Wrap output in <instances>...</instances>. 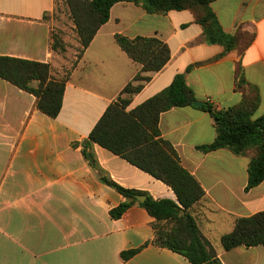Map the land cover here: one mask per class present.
<instances>
[{"label":"crops","instance_id":"crops-1","mask_svg":"<svg viewBox=\"0 0 264 264\" xmlns=\"http://www.w3.org/2000/svg\"><path fill=\"white\" fill-rule=\"evenodd\" d=\"M55 0H0V56L51 64L54 75L62 55L53 51ZM228 33L240 28L255 33L244 53L223 57V47L209 45L190 10L149 14L133 3L111 9L90 46L70 68L63 108L54 119L37 109L36 97L0 78V264H191L183 255L152 243L154 218L133 206L120 219L110 211L125 198L100 179L105 173L125 189L155 200H174L162 181L108 149L93 144L98 167L75 147L91 131L122 90L140 72L116 42L158 38L171 59L134 98L128 110L168 88L176 75L187 74L196 101L211 98L214 109L239 105L236 67L258 87L261 103L253 119L264 115V0H217L211 4ZM61 72V71H59ZM161 138L176 150L182 166L194 175L206 196L193 206L204 236L222 264H264V246L226 251L223 235L236 220L264 211V182L246 191L250 159L227 149L202 152L216 137L212 115L202 107L173 108L161 114ZM139 250L123 260L121 254Z\"/></svg>","mask_w":264,"mask_h":264},{"label":"trees","instance_id":"trees-1","mask_svg":"<svg viewBox=\"0 0 264 264\" xmlns=\"http://www.w3.org/2000/svg\"><path fill=\"white\" fill-rule=\"evenodd\" d=\"M63 1L70 9L81 45L80 56L90 46L98 31L111 17V9L118 3L128 2L142 7L149 14H167L170 11L190 10L204 29L209 45L223 47V57L233 51L244 53L255 40V33L240 28L228 33L222 27L211 4L217 0H55ZM52 49L66 52L60 36L53 33ZM127 55L142 67L127 84L119 97L109 105L104 115L91 131L82 146L83 155L95 168L98 162L90 151L93 144L113 152L134 166L168 185L176 194L174 200H155L145 192L125 189L105 173L100 179L117 190L124 198L118 207L110 211L113 219H120L133 206L146 209L154 218L155 238L152 243L185 256L191 264H222L212 243L204 236L197 219L190 210L205 198L206 193L197 178L185 169L175 148L161 138L159 122L161 114L173 108L194 106L193 89L187 83V74L175 76L172 84L132 110H128L134 98L159 73L171 59L169 46L158 38L123 35L115 37ZM0 78L36 97L37 109L56 119L62 111L63 100L70 72L64 77L54 75L51 64L26 59L0 56ZM236 88L243 95L239 105L217 110L205 103L215 123L216 137L210 145L200 147L208 153L227 149L237 156L250 159L246 191L264 182V115L253 119L261 103L258 87L250 84L241 63L236 67ZM138 196H146L139 202ZM226 251L237 247L264 246V211L236 220L234 230L221 238ZM139 250L121 254L123 260L133 257Z\"/></svg>","mask_w":264,"mask_h":264},{"label":"rangeland","instance_id":"rangeland-1","mask_svg":"<svg viewBox=\"0 0 264 264\" xmlns=\"http://www.w3.org/2000/svg\"><path fill=\"white\" fill-rule=\"evenodd\" d=\"M51 17L53 19V33L60 36L66 45V52L59 53L63 60H61L62 68H59L57 73L59 77H64L79 58L81 45L70 9L65 2H57Z\"/></svg>","mask_w":264,"mask_h":264},{"label":"water","instance_id":"water-1","mask_svg":"<svg viewBox=\"0 0 264 264\" xmlns=\"http://www.w3.org/2000/svg\"><path fill=\"white\" fill-rule=\"evenodd\" d=\"M205 105V103L201 102V101H195L194 102V106L196 107H203ZM139 202H144L146 200V196H138L137 197Z\"/></svg>","mask_w":264,"mask_h":264},{"label":"built area","instance_id":"built-area-1","mask_svg":"<svg viewBox=\"0 0 264 264\" xmlns=\"http://www.w3.org/2000/svg\"><path fill=\"white\" fill-rule=\"evenodd\" d=\"M207 103L211 104L212 106H214L215 102L211 99V98H208L206 100Z\"/></svg>","mask_w":264,"mask_h":264}]
</instances>
